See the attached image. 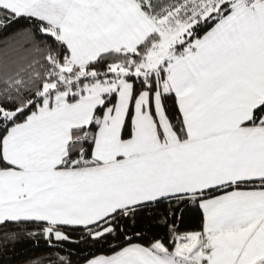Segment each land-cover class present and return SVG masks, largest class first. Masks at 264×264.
Listing matches in <instances>:
<instances>
[{
	"label": "snow or ice",
	"instance_id": "1",
	"mask_svg": "<svg viewBox=\"0 0 264 264\" xmlns=\"http://www.w3.org/2000/svg\"><path fill=\"white\" fill-rule=\"evenodd\" d=\"M0 235L22 264H264V0H0Z\"/></svg>",
	"mask_w": 264,
	"mask_h": 264
},
{
	"label": "trees",
	"instance_id": "2",
	"mask_svg": "<svg viewBox=\"0 0 264 264\" xmlns=\"http://www.w3.org/2000/svg\"><path fill=\"white\" fill-rule=\"evenodd\" d=\"M185 225H182L181 227L183 228ZM3 237L0 235V244H3ZM29 247L28 244H17L15 246V252H20L23 248ZM66 247H70V245H66ZM54 251V250H53ZM13 252L11 249H9L7 252L0 253V264H22V261L26 259L27 257L21 256L18 260H9L8 257L11 256ZM64 254V253H61ZM28 255H33V253H29Z\"/></svg>",
	"mask_w": 264,
	"mask_h": 264
}]
</instances>
